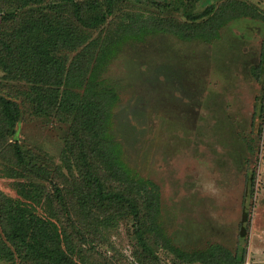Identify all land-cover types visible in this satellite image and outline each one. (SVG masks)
<instances>
[{
  "label": "trees",
  "instance_id": "1",
  "mask_svg": "<svg viewBox=\"0 0 264 264\" xmlns=\"http://www.w3.org/2000/svg\"><path fill=\"white\" fill-rule=\"evenodd\" d=\"M172 2L0 0V69L16 84V91L0 89V174L15 179L16 191L11 196L0 189V258H19V264H83L95 257L89 264H119L93 245L104 242V233L117 220L126 219L135 240L129 264H168L158 259L159 246L181 262L243 264L250 223L246 209L234 249L219 241L192 248L174 241L160 185L126 159L119 138L126 116L118 110L117 85L100 76L111 57L149 32L210 43L232 21L244 18L259 26L260 57L249 71L264 83V12L258 5L223 0L187 9L183 19L160 14ZM137 6L152 13L129 10ZM260 102L262 113L264 91ZM27 104L38 115L67 123L58 166L20 143ZM244 140L253 151V143ZM245 179L252 194L254 172Z\"/></svg>",
  "mask_w": 264,
  "mask_h": 264
},
{
  "label": "rangeland",
  "instance_id": "2",
  "mask_svg": "<svg viewBox=\"0 0 264 264\" xmlns=\"http://www.w3.org/2000/svg\"><path fill=\"white\" fill-rule=\"evenodd\" d=\"M222 1L185 0L179 6L181 0H173L160 14L183 19L187 9L201 10ZM245 1L264 12V0ZM129 10L152 13L145 6ZM222 31L210 43L149 32L111 57L100 76L117 85L118 110L126 116L119 134L126 159L160 185L166 225L174 241L186 248L219 241L234 249L238 222L246 209L250 223L243 264H264V112L260 102L264 83L249 71L259 61L261 35L259 26L244 18ZM14 84L0 69V89L16 91ZM66 128L67 123L38 115L27 104L18 137L23 146L45 154L58 166ZM244 138L253 143V151H248ZM252 172L251 194L245 176ZM14 181L0 174V189L16 196ZM104 234V242L93 249L119 264H129L135 240L126 219L117 220ZM156 254L168 264H202L178 261L161 246ZM19 262V258L14 262L0 258V264Z\"/></svg>",
  "mask_w": 264,
  "mask_h": 264
}]
</instances>
